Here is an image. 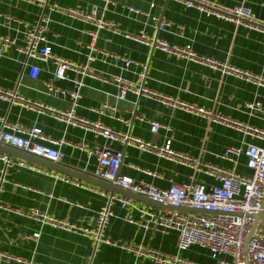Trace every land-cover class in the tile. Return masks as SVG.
I'll return each instance as SVG.
<instances>
[{"label": "crops", "instance_id": "obj_1", "mask_svg": "<svg viewBox=\"0 0 264 264\" xmlns=\"http://www.w3.org/2000/svg\"><path fill=\"white\" fill-rule=\"evenodd\" d=\"M204 1L227 9L247 6L264 23V0ZM49 4L86 10L99 7L106 20L119 31V34L102 31L95 42V47L110 57L90 50L91 25L60 13H49L47 8L24 1L0 0V35L16 41L15 46L0 57V87L18 90L31 101L65 111L71 106L68 100L48 96L46 84L53 83L60 89L71 91L76 88V82L82 80L84 87L76 110L78 116L91 122H101L115 132L129 134L159 147L171 142L174 151L189 157L201 167L210 164L226 170L235 169L242 175L250 174L244 154L233 157L236 162L223 156L230 148L245 150L249 144L264 147L263 141L246 135L245 129L175 108L173 103L203 108L215 118L220 116L264 130V87L225 74L222 67L215 69L198 61L178 60L128 36H138L143 32L171 46H191L199 59L213 60L220 65L233 66L264 77V28L252 29L176 1L49 0ZM131 8L139 13H133ZM44 12L49 13L46 39L53 54L76 65H89L98 79L69 71L66 80H56V67L52 60H29L30 65L40 69L38 78H31V67L24 68L26 56L17 48L24 45V25H35ZM154 18H161L168 26L157 31ZM90 55L95 57L93 62H89ZM123 59L132 60L135 64L125 69ZM143 72L146 73L144 87L167 100V103L160 98L151 99L133 93L120 100L118 88L104 81L119 76L140 85ZM256 103L260 104V110L253 112L248 105ZM0 118L28 129H41L51 140L60 141L58 148L63 154L60 164L92 178H95L98 161L95 157L89 158L86 151L110 148L112 152L123 153L120 173L136 182H146L161 189H169L173 183L191 181L204 184L207 188L219 185L212 177L202 171L197 172L183 162L169 161L120 143L109 146L107 140L92 132L70 127L50 116L8 102L0 103ZM151 122L161 124L158 132L153 133ZM2 166L0 161V171ZM52 173L60 177L56 178ZM63 176L87 187L66 183L62 180ZM6 179L0 193V254L22 258L32 264H83L89 258H92L93 264H134L135 257L120 247L104 244L94 253L90 240L80 234L42 225L5 209H36L60 221L88 226L94 224L96 214L106 205L111 194L109 191L51 170L43 174L15 167L10 169ZM114 196L120 197L119 194ZM130 201V207L117 200L112 205L114 215L106 234L114 242H133L197 264H215L205 249L192 247L180 252L179 234L176 232L167 236L127 222L128 214L137 218V209L141 207L154 211L167 209L139 199ZM36 233H40V237L32 239ZM0 264L18 263L0 261ZM139 264L155 263L140 260Z\"/></svg>", "mask_w": 264, "mask_h": 264}, {"label": "built area", "instance_id": "obj_2", "mask_svg": "<svg viewBox=\"0 0 264 264\" xmlns=\"http://www.w3.org/2000/svg\"><path fill=\"white\" fill-rule=\"evenodd\" d=\"M29 4L47 8L49 13H60L74 20L89 24L93 30L89 33L91 37L90 50L94 53L110 55L95 47L100 32L109 31L119 34L116 26L106 20L100 8L93 6L90 10L84 8H61L50 5L49 0H19ZM176 1L188 8H196L201 12L213 15L217 18L242 23L252 29L264 28V23L260 22L251 9L247 6H237L233 9L223 8L216 4L208 3L204 0H165ZM133 13L138 10L131 8ZM49 13H43L40 20L35 25H24L25 37L24 45L19 46L17 51L26 56L24 68L31 67L30 76L37 79L40 69L29 64V60L47 62L53 61L56 67L54 78L56 80H66L67 72L72 71L82 77L98 79V75L89 65H76L72 61L57 57L53 54L52 48L47 45L46 32L50 22ZM155 29L161 31L168 24L161 18H154ZM138 43L144 44L154 49L161 50L178 60L189 62L198 61L209 65L212 68L222 67L225 74H230L246 80L257 86L264 87V77L256 76L249 72H244L233 66L218 64L209 59H199L191 46L180 47L169 45L165 41L149 37L143 32L138 36H128ZM16 41L9 36L0 35V57L15 46ZM46 44V45H45ZM95 60L94 55H90L89 62ZM125 69L135 64L132 60L123 59ZM146 73L140 76L142 84L138 85L119 76L111 79H102L107 83L114 84L119 90V99L125 100L129 93L147 98H160L158 94L144 87L143 82ZM84 87L82 80L76 82V88L71 91L56 87L53 83L46 84V93L56 99L68 100L70 108L65 111L54 110L40 102L31 101L25 98L18 90H7L0 87V103L8 102L11 105L20 106L23 109L50 116L73 128L83 129L92 132L97 137H103L108 145L120 143L122 146H131L141 152L155 154L160 158L183 162L184 164L196 169L197 172L212 177L219 182V185L207 188L204 184L191 181L186 184L173 183L169 189H161L146 182H136L134 179L120 173L123 153L112 152L110 148H95L86 151L89 158L95 157L98 166L94 176L100 180L111 183L125 191L141 197L153 200L157 204L185 208L186 210H172L170 208L163 211H154L146 207L137 209L138 217L128 214L126 220L130 224L138 225L145 230H156L163 235H170L172 232L179 234L178 250L184 252L192 247H199L209 252L215 264H264V218L256 220L259 214L264 215V147L249 144L245 150L238 148L228 149L223 158L236 162L233 157L244 154L246 157V167L250 171L249 175L239 174L235 169L226 170L213 165L199 166L189 157L184 156L171 148V142L159 147L151 142H145L129 134L115 132L106 127L101 122H91L77 115V108L81 99V89ZM165 103L167 100L161 99ZM175 108L201 115L208 119H217L227 126L245 129V134L264 142V130L247 127L243 124L228 120L218 116L215 118L211 113L203 108L190 107L180 102L173 103ZM249 109L253 112L260 110V104H249ZM153 133L158 132L162 127L158 122H151ZM0 144L10 148L19 149L22 152L31 154L54 163H61L63 154L58 148L61 142L51 140L42 133L41 129H28L19 123H10L5 118H0ZM0 161L3 166L0 171V193L3 191L4 184L7 182V175L10 169L26 168L38 173L48 174V170L36 164L15 158L14 156L0 152ZM236 164V163H235ZM56 178L60 175L51 174ZM62 180L66 183L76 184L79 187L86 185L63 176ZM119 201L125 206H132L131 201L125 197L116 198L112 194L108 195V201L104 207L96 214L94 224L88 226H77L68 222L60 221L49 214L41 213L39 210L31 209L10 210L16 215L25 216L42 225H49L54 228L77 233L89 239L94 253L101 245L108 244L120 247L135 257L134 264H139L140 260H148L155 264H197L194 261L180 257L178 255L162 253L158 250L146 247L133 242H114L107 234L106 228L113 217L112 205L114 201ZM0 208L2 206L0 205ZM201 210L205 214L193 212ZM40 233L33 235L32 239H38ZM0 261L7 263L32 264L22 258L0 254ZM83 264H93L92 258Z\"/></svg>", "mask_w": 264, "mask_h": 264}, {"label": "water", "instance_id": "obj_3", "mask_svg": "<svg viewBox=\"0 0 264 264\" xmlns=\"http://www.w3.org/2000/svg\"><path fill=\"white\" fill-rule=\"evenodd\" d=\"M0 152L2 153H6L8 155L17 157L19 159H22L24 161L36 164L38 166H41L45 169L51 170L53 172H56L58 174H63V175H67V176H71L73 178L79 179V180H84L86 182H89L97 187H100L102 189H105L107 191H109L112 196L114 194H119L122 197L125 198H130V199H139V200H143V201H147L150 204L156 205V206H160V207H164V208H170L172 210H186L185 208L179 209V208H175V207H169V206H165V205H161V204H157L156 202H154L153 200H150L148 198L145 197H141L139 195L136 194H132L128 191H125L111 183H108L106 181L100 180L98 178H92L88 175H83L80 174L78 172L73 171L70 168L64 167L59 163H54L52 161H48L46 159L31 155V154H27L25 152L20 151L19 149L16 148H10L7 146H3L0 144ZM193 212H198V213H205V214H220V213H208V212H204L201 210H193ZM260 218H264V215L259 214L258 216H256V220H259Z\"/></svg>", "mask_w": 264, "mask_h": 264}]
</instances>
